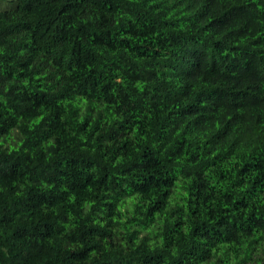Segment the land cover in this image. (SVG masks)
<instances>
[{
    "label": "trees",
    "instance_id": "trees-1",
    "mask_svg": "<svg viewBox=\"0 0 264 264\" xmlns=\"http://www.w3.org/2000/svg\"><path fill=\"white\" fill-rule=\"evenodd\" d=\"M0 264H264V0H0Z\"/></svg>",
    "mask_w": 264,
    "mask_h": 264
}]
</instances>
